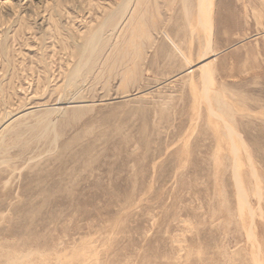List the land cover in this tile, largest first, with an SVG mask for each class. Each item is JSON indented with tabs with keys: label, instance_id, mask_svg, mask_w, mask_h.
Instances as JSON below:
<instances>
[{
	"label": "rangeland",
	"instance_id": "1",
	"mask_svg": "<svg viewBox=\"0 0 264 264\" xmlns=\"http://www.w3.org/2000/svg\"><path fill=\"white\" fill-rule=\"evenodd\" d=\"M0 264H264V0H0Z\"/></svg>",
	"mask_w": 264,
	"mask_h": 264
},
{
	"label": "bare ground",
	"instance_id": "2",
	"mask_svg": "<svg viewBox=\"0 0 264 264\" xmlns=\"http://www.w3.org/2000/svg\"><path fill=\"white\" fill-rule=\"evenodd\" d=\"M49 118V117H48Z\"/></svg>",
	"mask_w": 264,
	"mask_h": 264
}]
</instances>
